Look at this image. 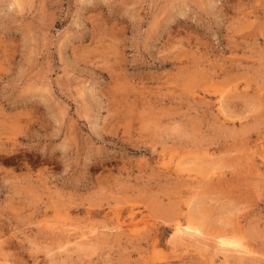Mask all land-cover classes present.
Masks as SVG:
<instances>
[{"label": "rangeland", "instance_id": "1", "mask_svg": "<svg viewBox=\"0 0 264 264\" xmlns=\"http://www.w3.org/2000/svg\"><path fill=\"white\" fill-rule=\"evenodd\" d=\"M0 264H264V0H0Z\"/></svg>", "mask_w": 264, "mask_h": 264}, {"label": "bare ground", "instance_id": "2", "mask_svg": "<svg viewBox=\"0 0 264 264\" xmlns=\"http://www.w3.org/2000/svg\"><path fill=\"white\" fill-rule=\"evenodd\" d=\"M198 225V224H197ZM176 227V225H175ZM176 232H178V234L182 233V234H187V235H190V236H194V235H198L200 236L199 234H201L202 232L199 231L198 229V226L197 228H194V227H191V226H185L184 229H182V226L180 224L177 225L176 227ZM181 234V235H182ZM205 235V234H203ZM206 236V235H205ZM203 237V236H202ZM233 237V236H232ZM206 238V237H205ZM82 239V238H81ZM204 239V238H203ZM215 239V238H214ZM236 239V238H235ZM207 240V239H206ZM201 241V240H199ZM238 241V240H237ZM178 242V241H177ZM204 242V241H203ZM216 244V243H215ZM218 245L221 249L223 250H226L228 251V248L229 247H233L234 249H239L237 251H246L245 253H247V250L244 248V246L242 244H239L238 242H235V241H231V240H228V239H222V238H219V241H218ZM185 246V245H184ZM218 250V249H217ZM229 253V252H228ZM226 254V253H224ZM233 254V253H232ZM244 254V252H243ZM239 255V254H238ZM232 262V261H231Z\"/></svg>", "mask_w": 264, "mask_h": 264}]
</instances>
